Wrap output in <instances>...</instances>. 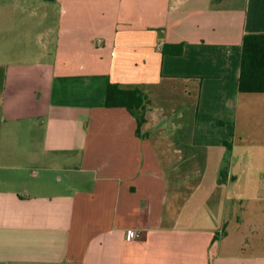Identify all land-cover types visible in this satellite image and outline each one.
Wrapping results in <instances>:
<instances>
[{"label":"crops","instance_id":"0c3cea01","mask_svg":"<svg viewBox=\"0 0 264 264\" xmlns=\"http://www.w3.org/2000/svg\"><path fill=\"white\" fill-rule=\"evenodd\" d=\"M261 33L264 0H0V264H264Z\"/></svg>","mask_w":264,"mask_h":264},{"label":"trees","instance_id":"16d2710c","mask_svg":"<svg viewBox=\"0 0 264 264\" xmlns=\"http://www.w3.org/2000/svg\"><path fill=\"white\" fill-rule=\"evenodd\" d=\"M239 88L243 93L264 94V33L244 37ZM106 105L140 113L144 108V98L137 91L125 90L112 84L108 88ZM138 120L141 126L143 115Z\"/></svg>","mask_w":264,"mask_h":264},{"label":"rangeland","instance_id":"374dc122","mask_svg":"<svg viewBox=\"0 0 264 264\" xmlns=\"http://www.w3.org/2000/svg\"><path fill=\"white\" fill-rule=\"evenodd\" d=\"M13 10V9H12ZM10 11V10H9ZM10 12H12V11H10ZM15 18L16 17H18L19 15H18V12H15ZM29 18L31 17V13H30V11L28 12V15H27ZM12 17H14L13 15H12ZM53 17V16H52ZM52 17H50V18H52ZM19 19V18H18ZM3 32V31H2ZM3 33H5V32H3ZM15 59H11V61H14ZM16 60H18V59H16ZM15 60V61H16ZM256 104V103H255ZM253 105V106H251V108H252V111H251V114H250V118H249V128L250 129H252V130H255V131H258L259 130V121H260V111H259V105Z\"/></svg>","mask_w":264,"mask_h":264},{"label":"built area","instance_id":"2783aa9c","mask_svg":"<svg viewBox=\"0 0 264 264\" xmlns=\"http://www.w3.org/2000/svg\"><path fill=\"white\" fill-rule=\"evenodd\" d=\"M134 237H135V235H134V233L132 232V231H130L129 233H128V239H134Z\"/></svg>","mask_w":264,"mask_h":264}]
</instances>
